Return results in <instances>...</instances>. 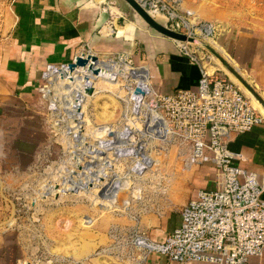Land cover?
<instances>
[{
	"label": "rangeland",
	"instance_id": "1",
	"mask_svg": "<svg viewBox=\"0 0 264 264\" xmlns=\"http://www.w3.org/2000/svg\"><path fill=\"white\" fill-rule=\"evenodd\" d=\"M160 1L165 9L156 12L157 18L181 33L189 31L184 21L189 22L194 16L198 17L197 23L213 27L212 35L204 32L196 36L202 46H192L205 53L208 71L214 72L219 68L220 73H226L230 78L231 74L234 75L233 71L238 74L243 72V79L256 90L241 67L237 69L229 62L208 38L219 42L234 59L240 58L246 66L247 63L251 64L247 62L251 55L264 50V0ZM21 2L0 0V264H176L157 254L144 258L133 240L136 235L152 239L153 233H164L166 220L170 217L177 220L181 208L193 193L200 188L214 187V169L208 165L186 167L185 157L177 146L168 144L164 139L160 143L157 141L159 136L149 139L152 151L148 169L144 170L143 161L134 160L137 154L129 150H125L124 158L115 157L120 171L116 168L109 170L108 191L113 190L115 185L112 182L117 176L124 179L131 177L133 184L131 188L126 185L120 189L116 195L117 206L113 209L107 210L98 204L110 202L108 195L102 193L103 190L105 192L102 186L96 187L102 191L100 195L98 190L89 188L84 197L73 193L71 195L75 197L62 200L50 196L35 201L41 185L46 182L50 185L56 183L54 186L60 187L58 175L63 173L64 167L63 175L69 174L71 179H74L71 177L72 169L81 174L86 172L80 169L86 162H92L89 158L91 153L89 150L87 153L75 149H82L80 141L101 148L106 139L104 147L111 150L109 130H116V138L128 140L134 138L130 136V131L142 125L138 121L139 115L124 123V113L131 108V111L138 109V105L129 102V90L126 88L130 82L123 77H118L116 91L103 88L96 96L85 101L84 112L95 131L91 135H88L85 121L81 118L84 101L79 96L80 100L77 101V95L74 96L71 90H57V93H65L59 98L53 90L59 101L51 103L42 93L45 94L52 86L49 80L43 78V72L28 89L22 88L20 81L15 83L6 77L4 62L12 33L10 15L14 14V7ZM172 13L178 16H172ZM120 21L119 25L125 26L129 18L123 16ZM140 31L137 29L136 43L129 45L131 58L122 57V63H129L132 67L141 66L137 70L147 75L144 81L147 89L150 74L146 63L150 59L154 63L165 54L160 52L166 48L158 46V40L175 41L152 29L144 31L147 32L146 36ZM150 35L153 36L150 37L152 43L145 38ZM121 41L125 40L121 38ZM174 48L180 52L177 42ZM153 49L157 51V56L149 57ZM120 56L117 54L115 59H111L119 63ZM74 75L77 81L84 79V72ZM77 103L80 109L73 112L72 108ZM145 113L140 111L141 115ZM75 120L79 122L75 123ZM104 131L105 138L101 140L98 137ZM67 147L72 149L68 150ZM85 174L78 176L79 179L88 176ZM141 187L143 196L135 198L133 192ZM255 261V258L251 259V263L255 264Z\"/></svg>",
	"mask_w": 264,
	"mask_h": 264
},
{
	"label": "built area",
	"instance_id": "2",
	"mask_svg": "<svg viewBox=\"0 0 264 264\" xmlns=\"http://www.w3.org/2000/svg\"><path fill=\"white\" fill-rule=\"evenodd\" d=\"M139 1L153 13L165 9L160 0ZM172 16L178 15L172 13ZM184 23L189 29L186 34L195 41L177 46L199 66L201 75L197 84L164 94L157 92L151 83L146 89L131 81L126 88L129 102L138 105V109L128 108L123 115L124 123L139 115L142 127L130 131V136H134L130 141L115 140L110 135L108 138L121 149L135 148L134 160L139 161L145 147L146 151H152L149 139L159 136L160 143L166 140L177 146L185 157L186 167L211 166L214 187L195 192L181 208L180 225L164 240L136 235L133 242L144 258L157 254L176 264H254L252 258L264 256V176L241 166L238 161L242 155L232 151L229 145L233 135L244 134L264 123V115L254 105L253 98L229 75L220 73L219 68L210 73L205 66V53L192 47L202 46L196 36L204 32L212 35L213 27ZM66 64L49 65L43 78L48 80L52 71ZM137 67L140 66L134 68ZM137 85L146 91L142 101L134 94ZM78 105L74 104L73 111H78ZM141 110L146 113L141 115Z\"/></svg>",
	"mask_w": 264,
	"mask_h": 264
},
{
	"label": "crops",
	"instance_id": "3",
	"mask_svg": "<svg viewBox=\"0 0 264 264\" xmlns=\"http://www.w3.org/2000/svg\"><path fill=\"white\" fill-rule=\"evenodd\" d=\"M102 14L103 8L98 6L95 0H28V2L22 0L21 3H17L14 14L10 15L12 33L4 62L6 77L15 83L20 81L19 85L28 89L49 65L68 63L82 52L91 51L104 60L115 59L117 54L122 55L120 57L131 58L129 45L135 44L137 37L136 33L125 32L129 22L121 26L119 25L121 17L108 20ZM150 37L153 36L145 38L152 43ZM121 38L125 41L122 42ZM174 43L158 40V46L166 48L160 50L165 53L162 55L163 58L155 60L154 63L150 59L146 63L150 83L159 93H171L178 89L193 87L201 75L199 66L193 64L181 51L175 50ZM153 50L149 57L157 56V51ZM218 50L229 62L234 63L237 69L241 67L264 98V50L261 53L255 51L251 55L252 58L247 60L251 62L250 67L240 58H237L239 61L231 55L228 58L220 49ZM240 75L243 76V72ZM241 85L248 91L243 84ZM248 95L254 97L252 94ZM259 103V109L264 115V106ZM229 146L232 151L242 155V160L238 161L241 166L264 176V123L244 134L233 135ZM180 223L181 214L177 220L174 217L168 218L164 225V233L157 231L152 234V239L164 240ZM255 262L264 264V256Z\"/></svg>",
	"mask_w": 264,
	"mask_h": 264
},
{
	"label": "bare ground",
	"instance_id": "4",
	"mask_svg": "<svg viewBox=\"0 0 264 264\" xmlns=\"http://www.w3.org/2000/svg\"><path fill=\"white\" fill-rule=\"evenodd\" d=\"M104 1L105 0H103L101 2H98L97 0H95V2L97 3L98 6L100 4H102V3H104ZM110 9L113 12H115V10H116L115 7H110ZM197 19H198V17L194 16L193 18H190L189 22L190 23H196ZM131 27L132 26L129 23V25L126 28V30L128 28H131ZM125 32H127V31H125ZM128 37L129 36H126V38H128ZM208 40L213 44V46H216L218 49H220L228 58L230 57V54L228 53V51L225 50L223 47H221L219 45V42L217 43L214 40V38L209 37ZM174 41L177 42L178 45L182 44L181 41H176V40H174ZM197 43H199V42L197 41ZM214 62H217V60L214 59ZM121 64L122 65H120L117 62H110V63L99 62V66H101L104 69V72L101 73V75H95L92 72H90L89 70L86 71V73L88 75V85H91L93 87V90H94L92 95L87 94L84 91V86L86 84V79H81V80L79 79V81H77V79L75 78V75H74L75 73H77V74L80 73L81 74V72L83 74V70L84 69H79L78 71H76L73 74L74 75L73 79L68 78L67 75H61L59 73L60 71H55V72L52 71L47 77V79L52 83V86L46 90L45 96L51 100V103H55V101L57 100V98L60 97V95L65 94V93L61 94V92L57 93L56 92L57 90L58 91L71 90L73 92L74 96L77 95L76 96L77 101H79L80 100L79 97H81L82 100L84 101L83 102V106L84 107L81 108L82 109L81 118H83V120L85 121L86 129L88 130V135L94 134L95 131L93 132V124H92L90 118H88L85 115V112H84L85 108H86L84 103H85L86 100H88V99L90 100L92 97L96 96L101 89L103 90V88H109V89H112V90L116 91L117 87H115V85H117L118 82H119L118 77H123L125 80H127L129 82L134 80L135 82H137V83H139V84H141V85H143L145 87L144 81L146 80L147 75H145L142 71L135 69L129 63H125L124 62V63H121ZM209 72L213 73L211 71H209ZM233 74L236 77L231 74V78L235 82L239 83L240 85L243 84V82L240 79V77H238V75H236L235 73H233ZM54 82L56 84H54ZM243 86H244V88H246L244 84H243ZM241 87H242V85H241ZM53 90L57 93L56 94L57 98H56ZM246 90H248V89L246 88ZM52 91H53V94H52ZM74 91H76L75 92L76 94L74 93ZM118 92L122 93V91H118ZM246 93L247 94H252L249 90L246 91ZM252 96H253V94H252ZM252 98H253L254 105L260 111V109H259L260 108V103H259L260 101L258 102L257 101L258 99L256 97H252ZM57 101H59V100H57ZM72 105H73V103H72ZM152 116H153V118H155V113H153ZM77 122H79V120H75V123H77ZM113 131H116V130L113 129ZM105 132L106 131H104L103 133L101 132L102 135L100 137H98V138L101 139V140L104 139L105 138V134H106ZM116 135H117V133H116ZM86 136H87V134H86ZM118 137H120V136H118ZM120 138H122V137H120ZM133 139L131 138V140H133ZM104 140L106 142V139H104ZM121 140L124 141L123 139H121ZM126 141H130V140L128 139V140H125V142ZM105 142H104L103 146H101V148H99V147H96V146H92L93 145L92 143H91V145H89V144H86V142H84V141H80L79 145L82 147V149H79V147L75 148V149L84 150L87 153H88V150H89L90 153H91V157L89 156V158L91 159L90 161H92L93 163L88 161L89 164H88V162H86L84 167L79 165V166L82 167L80 170H82L83 172L86 171L83 174L87 173L88 176H85L83 179L82 178L79 179L78 176L83 175V174H81L80 172L72 169L71 177L72 178L74 177V179H71L69 177V174L68 175H66V174L63 175V173H64V171L66 169L64 167L62 169L63 173L58 175L60 177V183H59V184H61V185H59L60 187H55L54 185H56V183L53 184V185H50V184H48L46 182L44 185H41L42 186L41 190L38 191L37 198L35 199V201L38 202L41 198H47V197H50V196H55L59 200L60 199L62 200L63 198L71 197L72 196L71 194H73V193L78 195V197H84V195L88 194V191H86L87 189L92 188V189L95 190L96 187L102 186V188H105V192L103 190V194L106 193L108 195L110 202H106L105 201V202H100L98 204H100L101 206H103V208H105L107 210H111L114 207H116L117 206L116 205V201H117L116 200V198H117L116 195L120 192V189H123L126 185L129 188H131L132 184H133V179L131 177H127V178L124 179V178H122L120 176L119 177L117 176L112 182L115 185L113 190L112 191H108L109 188H110L109 187L110 184H107V182H108L107 178H108V176H110L109 175V170H112V169L116 168L118 171H120L119 170L120 167L118 166V162H116L115 157H116V159L117 158H122V157L124 158L123 154H126V151H125V149H121L118 145L110 143V141H109V143H110V146H111V150H107V147L106 148L104 147ZM100 144H101V142H100ZM73 146L76 147V144L73 143ZM66 149L71 150L72 148L71 147H69V148L67 147ZM136 153H137V151H136ZM119 155H121V156L119 157ZM143 155H144L143 157H139V158H140V161L141 160L143 161V163H144L143 167H144V170H145V169H148V167H149V158H150L151 155H150V152H148V150L146 151V148H145V152H143ZM93 157H95L96 159L93 158ZM95 160L96 161L100 160V161L96 162ZM139 165H140V163H139ZM79 166H78V169H79ZM92 168H95V170H93ZM67 170H68V168H67ZM105 178H106V180H105ZM103 180H104V182H103ZM96 190H98V189H96ZM101 192H102L101 190L97 191V193L99 195L101 194ZM133 196L135 198H139V197L143 196V188L141 187V188L135 190L133 192ZM72 197H75V196H72ZM90 198H92V197H90ZM99 201H101V200H99Z\"/></svg>",
	"mask_w": 264,
	"mask_h": 264
},
{
	"label": "water",
	"instance_id": "5",
	"mask_svg": "<svg viewBox=\"0 0 264 264\" xmlns=\"http://www.w3.org/2000/svg\"><path fill=\"white\" fill-rule=\"evenodd\" d=\"M101 8H103V16L105 19L110 18H120L126 16L129 18V23L131 24V28H128L126 31L127 34L131 33H138L137 29H140V34L146 36L148 29H152L153 32L159 33L160 35L169 38L171 40L181 41V42H194L195 38L189 36L188 34L176 30L167 23H164L160 19L157 18V14L151 12L146 6L140 2L139 0H105L104 3L100 4ZM110 7H115L116 10L113 12ZM122 58L119 63H122ZM99 62H117L113 59L104 60L101 59L97 54L88 51L82 52L81 54H77L72 61L68 62L64 68H56V71H60L61 75H67L68 78L73 79V74L78 71L79 69H84V79H86V84L84 86V91L87 94H93V87L88 85V75L86 71H90L95 75H101L104 72V69L99 66ZM118 63V62H117ZM122 65V64H120ZM141 67V66H140ZM64 69V70H63ZM135 69H140L139 67ZM232 70V69H231ZM240 79L242 80L245 87L256 97L263 105H264V98L253 88L247 84V82L243 79V77L234 72ZM134 94L138 95L139 101H142L146 95L145 89L141 85H137L134 90ZM80 104L78 105V109ZM110 136L114 137L116 140V133L115 131H110ZM130 151L134 154L136 153L135 148H130ZM103 193V192H102ZM103 195V194H102Z\"/></svg>",
	"mask_w": 264,
	"mask_h": 264
},
{
	"label": "trees",
	"instance_id": "6",
	"mask_svg": "<svg viewBox=\"0 0 264 264\" xmlns=\"http://www.w3.org/2000/svg\"><path fill=\"white\" fill-rule=\"evenodd\" d=\"M188 58V57H187ZM189 59V58H188Z\"/></svg>",
	"mask_w": 264,
	"mask_h": 264
}]
</instances>
